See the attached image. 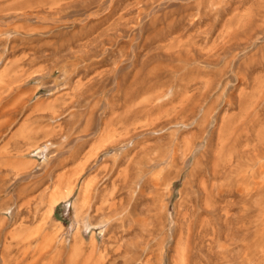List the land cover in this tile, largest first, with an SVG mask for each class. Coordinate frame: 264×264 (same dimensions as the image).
<instances>
[{
    "label": "rangeland",
    "instance_id": "rangeland-1",
    "mask_svg": "<svg viewBox=\"0 0 264 264\" xmlns=\"http://www.w3.org/2000/svg\"><path fill=\"white\" fill-rule=\"evenodd\" d=\"M263 131L264 0H0V264H264Z\"/></svg>",
    "mask_w": 264,
    "mask_h": 264
},
{
    "label": "bare ground",
    "instance_id": "bare-ground-1",
    "mask_svg": "<svg viewBox=\"0 0 264 264\" xmlns=\"http://www.w3.org/2000/svg\"><path fill=\"white\" fill-rule=\"evenodd\" d=\"M264 132V131H263ZM235 138V137H234ZM254 147V146H253ZM258 151V150H257ZM261 152V151H260ZM259 152V153H260ZM264 154V152H263ZM250 155V154H248ZM239 156V155H238ZM251 156V155H250ZM242 157V156H241ZM261 157V156H260ZM259 155L254 152V155L248 158H244L247 164V171L245 174H243L242 179L244 178L245 186L241 189L242 193L241 195L244 196V199H247L248 197L252 198L253 196L257 197L258 201V241L261 243L264 242V159L262 162H259ZM230 158V157H229ZM232 159V158H230ZM240 158L236 159L239 160ZM232 162V161H231ZM243 162V161H242ZM242 164V163H241ZM244 164V163H243ZM84 165V164H83ZM229 165V164H228ZM234 166V165H233ZM240 167V166H239ZM242 168V167H241ZM81 170V169H80ZM243 170V168H242ZM240 172V171H239ZM239 176V175H237ZM241 176V173H240ZM239 176V177H240ZM240 182V181H238ZM242 186V185H241ZM89 188V187H88ZM240 189V188H239ZM240 190V192H241ZM250 198L248 200H250ZM257 205V204H256ZM255 205V206H256ZM253 206V205H252ZM255 209V208H254ZM251 225V224H250ZM245 226V225H244ZM247 226V225H246ZM243 227V225H242ZM249 227V226H248ZM247 228V227H246ZM250 231V230H249ZM256 238V237H255ZM258 243V245L260 244ZM257 246V242H256ZM264 246V245H263ZM262 252L264 250L261 249ZM263 254V253H262ZM263 258V257H262Z\"/></svg>",
    "mask_w": 264,
    "mask_h": 264
}]
</instances>
